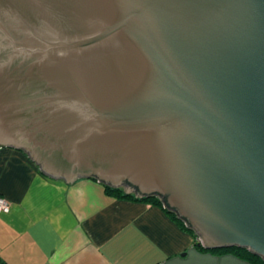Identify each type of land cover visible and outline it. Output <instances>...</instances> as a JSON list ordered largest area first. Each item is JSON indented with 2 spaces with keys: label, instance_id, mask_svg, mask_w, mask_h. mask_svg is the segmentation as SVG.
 Masks as SVG:
<instances>
[{
  "label": "water",
  "instance_id": "1",
  "mask_svg": "<svg viewBox=\"0 0 264 264\" xmlns=\"http://www.w3.org/2000/svg\"><path fill=\"white\" fill-rule=\"evenodd\" d=\"M0 145L264 261V0H0Z\"/></svg>",
  "mask_w": 264,
  "mask_h": 264
},
{
  "label": "crops",
  "instance_id": "2",
  "mask_svg": "<svg viewBox=\"0 0 264 264\" xmlns=\"http://www.w3.org/2000/svg\"><path fill=\"white\" fill-rule=\"evenodd\" d=\"M0 196L6 264H248L198 251L159 206L108 195L92 177L43 173L20 148L0 145Z\"/></svg>",
  "mask_w": 264,
  "mask_h": 264
},
{
  "label": "trees",
  "instance_id": "3",
  "mask_svg": "<svg viewBox=\"0 0 264 264\" xmlns=\"http://www.w3.org/2000/svg\"><path fill=\"white\" fill-rule=\"evenodd\" d=\"M104 193L111 195L116 198L120 199H131V200H138L150 203L152 205H156L161 207L175 222L176 224L181 227L185 232H187L192 238V247L197 249L201 252H207L211 254H229L232 255L242 261H245L248 264H264V261L257 255H254L247 251L245 248L237 247V246H227V247H217V248H204L202 247L198 240L196 239V235L192 229L187 228L181 220H179L172 212H168L164 207H162L161 202L157 196H145L141 198H136L132 194H127L122 191L121 188H110L109 186L103 185ZM0 264H6L0 261Z\"/></svg>",
  "mask_w": 264,
  "mask_h": 264
},
{
  "label": "built area",
  "instance_id": "4",
  "mask_svg": "<svg viewBox=\"0 0 264 264\" xmlns=\"http://www.w3.org/2000/svg\"><path fill=\"white\" fill-rule=\"evenodd\" d=\"M9 208L8 202L0 196V212H6Z\"/></svg>",
  "mask_w": 264,
  "mask_h": 264
}]
</instances>
